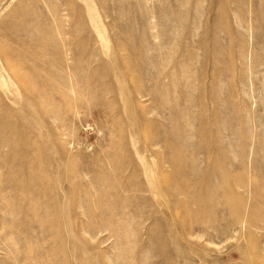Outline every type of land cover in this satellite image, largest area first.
Returning a JSON list of instances; mask_svg holds the SVG:
<instances>
[{
	"label": "rangeland",
	"instance_id": "rangeland-1",
	"mask_svg": "<svg viewBox=\"0 0 264 264\" xmlns=\"http://www.w3.org/2000/svg\"><path fill=\"white\" fill-rule=\"evenodd\" d=\"M0 49V264H264V0H0Z\"/></svg>",
	"mask_w": 264,
	"mask_h": 264
},
{
	"label": "bare ground",
	"instance_id": "bare-ground-1",
	"mask_svg": "<svg viewBox=\"0 0 264 264\" xmlns=\"http://www.w3.org/2000/svg\"><path fill=\"white\" fill-rule=\"evenodd\" d=\"M25 3V2H24ZM39 6V5H38ZM34 10V9H33ZM42 19V18H41ZM43 22V21H42ZM27 25H29L28 23H27ZM25 28V27H24ZM30 28H32V27H30ZM28 29V28H27ZM26 30V29H25ZM27 31V30H26ZM32 31V30H31ZM28 32H29V30H28ZM19 34V33H18ZM21 35H23V34H21ZM45 38V37H44ZM1 50V49H0ZM68 54V53H67ZM12 58H13V56L11 55V54H9V53H7V52H3V51H1V54H0V72H9V74H11V75H13V76H15V78H17V81L19 82V83H25V79L21 76V74L19 73V72H22L23 70H21V69H19V68H17V67H15L12 63H11V60H12ZM28 69H29V67H28ZM28 69H26V70H28ZM3 76H2V74H0V86L2 85L1 84V78H2ZM16 82V81H15ZM1 118V117H0ZM12 128V127H11ZM67 132V131H66ZM63 136H64V134H63ZM66 136V135H65ZM72 143V142H71ZM0 146H2V144H0ZM68 146V145H67ZM3 153V152H2ZM96 186V185H95ZM96 189V188H95ZM83 196V195H82ZM86 197H87V199H90V197L88 196V195H85ZM81 197V196H80ZM84 200H86V199H84ZM86 202V201H85ZM81 203V202H80ZM84 203V202H83ZM86 204H87V202H86ZM80 205V204H79ZM82 205V207H84V205L83 204H81ZM88 205V204H87ZM86 205V206H87ZM87 209H89V208H87ZM86 210V209H85ZM79 211V210H78ZM82 211V210H81ZM83 212V211H82ZM89 212V211H88ZM124 213H126V210H124L123 211ZM128 212H130V210H128ZM82 214V213H81ZM87 215H88V213H87ZM83 227H86V226H83ZM87 229V228H86ZM88 230V229H87ZM108 231V230H107ZM99 232V231H98ZM101 232V231H100ZM102 232H105L104 230L102 231ZM101 232V233H102ZM100 234V233H99ZM89 235V234H88ZM91 235V234H90ZM96 236V235H95ZM99 236V235H98ZM92 239H94V237L92 238ZM105 242V241H104ZM101 243V242H100ZM102 243H103V241H102ZM101 243V244H102ZM111 261V260H110ZM109 264V263H108ZM110 264H111V262H110Z\"/></svg>",
	"mask_w": 264,
	"mask_h": 264
}]
</instances>
